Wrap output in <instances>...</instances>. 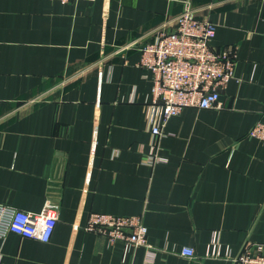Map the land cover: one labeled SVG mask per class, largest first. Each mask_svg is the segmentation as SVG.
<instances>
[{
  "label": "crops",
  "instance_id": "1",
  "mask_svg": "<svg viewBox=\"0 0 264 264\" xmlns=\"http://www.w3.org/2000/svg\"><path fill=\"white\" fill-rule=\"evenodd\" d=\"M186 6L216 24L215 49H236L234 77L222 108L185 109L154 141L140 49ZM257 122L264 0H0V204H59L51 240L8 234L0 264H147L146 248L86 230L93 214L141 216L152 264H234L209 252L216 232L223 254L264 242Z\"/></svg>",
  "mask_w": 264,
  "mask_h": 264
},
{
  "label": "built area",
  "instance_id": "2",
  "mask_svg": "<svg viewBox=\"0 0 264 264\" xmlns=\"http://www.w3.org/2000/svg\"><path fill=\"white\" fill-rule=\"evenodd\" d=\"M62 3L95 0H56ZM198 10L186 6L185 11L158 31L153 43L143 46L138 66L151 73L153 88L150 125L154 141L159 140L169 120L185 109H219L222 93L234 77L237 61L235 48L217 50L213 47L217 26L209 18H199ZM173 23L174 29L166 27ZM249 138L264 142V123L257 122ZM156 147V146H155ZM151 163L164 162L157 155ZM59 221V204L49 199L38 213L25 212L0 204V238L16 234L23 238L48 243ZM86 230L108 238L111 245L122 242L125 251L146 248L147 264H152L153 247L148 240V228L141 216L93 214ZM181 255L195 257V250L185 247ZM209 256L228 258L234 264H264V242L246 244L233 256L229 249L222 253L220 234H214Z\"/></svg>",
  "mask_w": 264,
  "mask_h": 264
}]
</instances>
